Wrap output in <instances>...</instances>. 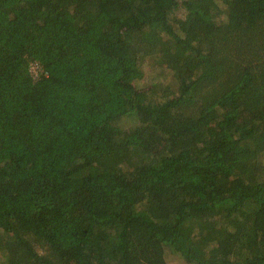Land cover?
<instances>
[{"label": "trees", "instance_id": "16d2710c", "mask_svg": "<svg viewBox=\"0 0 264 264\" xmlns=\"http://www.w3.org/2000/svg\"><path fill=\"white\" fill-rule=\"evenodd\" d=\"M173 257L264 264V0H0V264Z\"/></svg>", "mask_w": 264, "mask_h": 264}, {"label": "rangeland", "instance_id": "374dc122", "mask_svg": "<svg viewBox=\"0 0 264 264\" xmlns=\"http://www.w3.org/2000/svg\"><path fill=\"white\" fill-rule=\"evenodd\" d=\"M38 66H36V65H33V66H31V68H30V72L33 74V75H38ZM176 258L175 257H173V259H171L170 260V262L169 263H172V264H178V263H180V261H178L177 259V261L175 260Z\"/></svg>", "mask_w": 264, "mask_h": 264}]
</instances>
